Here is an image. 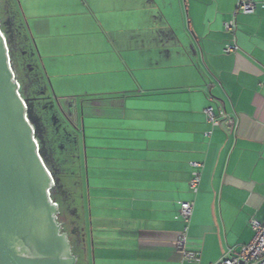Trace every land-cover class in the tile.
<instances>
[{
    "label": "crops",
    "instance_id": "crops-1",
    "mask_svg": "<svg viewBox=\"0 0 264 264\" xmlns=\"http://www.w3.org/2000/svg\"><path fill=\"white\" fill-rule=\"evenodd\" d=\"M238 1L23 3L57 69L122 90L90 99L110 103L86 135L87 184L98 238L119 240L133 264H215L253 240L251 219L264 222V0L253 14H235ZM222 106L235 130L208 122L205 109ZM184 201L195 204L188 224ZM186 229L198 263L176 248Z\"/></svg>",
    "mask_w": 264,
    "mask_h": 264
},
{
    "label": "rangeland",
    "instance_id": "rangeland-1",
    "mask_svg": "<svg viewBox=\"0 0 264 264\" xmlns=\"http://www.w3.org/2000/svg\"><path fill=\"white\" fill-rule=\"evenodd\" d=\"M2 1L1 15L6 28L13 31L14 60L20 75L25 78L24 99L30 104V117L35 121L40 151L51 170L54 168L59 175L61 186L56 187L53 194L62 193L58 197L59 210L74 223L64 228L72 235L79 233L81 236L80 230L87 234L82 243H73L77 264H133L127 248H118L116 242L119 240L114 242L108 233H105L108 238H98L96 224H91L90 211L95 209L94 203L91 205L89 201L87 184V177L93 175L94 169L86 154V135L97 132L99 122L96 119L109 114L106 106L110 103L101 102L100 106L90 99L101 94H119L122 90L104 87L94 81L69 79L56 68L57 61L40 53V38L30 31V20L24 15L25 0ZM68 97H76V103L67 100ZM65 112L74 113L75 121L67 120ZM74 226L79 229L75 230Z\"/></svg>",
    "mask_w": 264,
    "mask_h": 264
},
{
    "label": "water",
    "instance_id": "water-1",
    "mask_svg": "<svg viewBox=\"0 0 264 264\" xmlns=\"http://www.w3.org/2000/svg\"><path fill=\"white\" fill-rule=\"evenodd\" d=\"M9 44L0 27V264H77Z\"/></svg>",
    "mask_w": 264,
    "mask_h": 264
},
{
    "label": "built area",
    "instance_id": "built-area-1",
    "mask_svg": "<svg viewBox=\"0 0 264 264\" xmlns=\"http://www.w3.org/2000/svg\"><path fill=\"white\" fill-rule=\"evenodd\" d=\"M257 10V3L255 0H239L236 6L235 14H253ZM1 27V21H0ZM238 28V24L235 20H232L225 25V30L227 32H235ZM4 35V34H3ZM236 48L234 46H227V53H234ZM18 84V92L21 90V85ZM205 115L208 122L213 126V128H227L235 130L237 128V122L226 112L225 108L222 106L217 111L207 108L205 109ZM38 144V141H37ZM193 171L191 174V179L189 181V189L192 193L197 194L200 189L202 181L201 169L202 164L193 162L191 163ZM52 203L59 209L58 203L52 201ZM193 201H184L181 203L180 218L185 223H190L194 211ZM58 216H56V221L59 222ZM250 227L254 231L253 240L242 246L238 250L229 249L226 256L215 264H264V222H259L256 219L250 220ZM187 229L181 233L179 240L176 244V248L183 252L184 259L187 262L198 263L200 261L198 255L187 249Z\"/></svg>",
    "mask_w": 264,
    "mask_h": 264
},
{
    "label": "trees",
    "instance_id": "trees-1",
    "mask_svg": "<svg viewBox=\"0 0 264 264\" xmlns=\"http://www.w3.org/2000/svg\"><path fill=\"white\" fill-rule=\"evenodd\" d=\"M0 21H1V28H2V30L4 31V33L7 35V38H8V40H9V43H10V46H11V55H12V57H13V63H14V66H15V71L17 72V78H18V81H19V83H20V85H21V95H22V97L23 98H26L25 96H26V83H25V78H24V76L23 75H20V72L18 71V69H17V67H16V63H15V58H14V51H15V47H14V42H13V35H11V34H13L12 32L13 31H11L9 28H6V26L4 25L5 23V21H4V19H3V17H2V15H1V8H0ZM30 69V68H29ZM26 100V99H25ZM67 100H70V101H72V103H74L75 104V102H76V100H77V98L76 97H68L67 98ZM94 101V100H93ZM28 103V102H27ZM28 106H29V110H30V104L28 103ZM72 121H75V117H74V119L72 120ZM39 141V140H38ZM41 141V146H43V139H41L40 140ZM53 174H54V176H55V179L57 180V185H56V187H58V186H61L60 185V183H59V175H58V173H57V171L53 168ZM54 185H55V181H54ZM56 191V190H55ZM63 191V190H62ZM62 193H55V194H53V199L55 200V202L56 203H58V205L60 206V199L58 198L59 197V195H61ZM58 219H59V222H63L64 224H65V226H68L69 224L71 225L72 224V226L74 225V223H71L70 221H69V218H68V215H66V214H64L62 211H60V214H59V216H58ZM74 228H75V230H78L79 228L78 227H76V226H74ZM65 231H67L68 233H69V230L68 229H64ZM81 231V230H80ZM69 237H70V239H73L74 240V242H76V237H77V235L76 234H74V235H72V234H70L69 233Z\"/></svg>",
    "mask_w": 264,
    "mask_h": 264
},
{
    "label": "flooded vegetation",
    "instance_id": "flooded-vegetation-1",
    "mask_svg": "<svg viewBox=\"0 0 264 264\" xmlns=\"http://www.w3.org/2000/svg\"><path fill=\"white\" fill-rule=\"evenodd\" d=\"M76 103V102H75ZM64 115H65V117H66V119L67 120H69L70 122L74 119V117H75V114L73 113V115L72 114H68L67 112H65L64 113ZM80 232H82V231H80ZM81 237V238H80ZM84 233L82 232L81 233V236H79V233H78V235H77V237H76V244L78 245V244H80V243H82L84 240ZM71 241H72V243H74V240L73 239H71Z\"/></svg>",
    "mask_w": 264,
    "mask_h": 264
},
{
    "label": "bare ground",
    "instance_id": "bare-ground-1",
    "mask_svg": "<svg viewBox=\"0 0 264 264\" xmlns=\"http://www.w3.org/2000/svg\"><path fill=\"white\" fill-rule=\"evenodd\" d=\"M25 105H26V108H27V111H29V106H28V103L26 102L25 100ZM39 144V143H38ZM54 182V181H53Z\"/></svg>",
    "mask_w": 264,
    "mask_h": 264
}]
</instances>
